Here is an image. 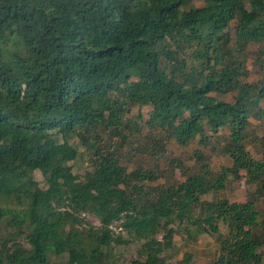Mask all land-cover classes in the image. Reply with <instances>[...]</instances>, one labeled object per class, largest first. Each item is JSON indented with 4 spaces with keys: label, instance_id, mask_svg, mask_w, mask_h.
I'll return each instance as SVG.
<instances>
[{
    "label": "trees",
    "instance_id": "1",
    "mask_svg": "<svg viewBox=\"0 0 264 264\" xmlns=\"http://www.w3.org/2000/svg\"><path fill=\"white\" fill-rule=\"evenodd\" d=\"M263 42L264 0H0V231L12 229L0 235V264H57L49 252L66 255L60 264H103L104 249L122 244L114 223L143 240L129 264H166L169 241L155 237L174 219L209 233L226 219L210 264H262L264 138L260 160L245 142L249 118L264 117V77L246 82L233 46ZM228 94L232 103L217 99ZM142 108L152 149L161 137L201 147L211 137L229 166L213 174L194 152L197 172L146 188L158 174L126 172L117 153ZM71 136L93 156L81 179ZM241 172L254 187L246 201L202 200Z\"/></svg>",
    "mask_w": 264,
    "mask_h": 264
},
{
    "label": "rangeland",
    "instance_id": "2",
    "mask_svg": "<svg viewBox=\"0 0 264 264\" xmlns=\"http://www.w3.org/2000/svg\"><path fill=\"white\" fill-rule=\"evenodd\" d=\"M191 5L193 7H200L202 3L201 1H192ZM233 49L236 52V56L244 61V67L247 71L246 82L251 83L258 81L261 75L264 77V42L245 46H233ZM217 99L226 103L233 102L230 94L218 96ZM261 106L263 105L261 104ZM136 114L137 110L135 108L132 109V121H138V119L134 117ZM140 114L141 127L139 132L133 133L132 136L128 137V143L126 142L124 145L118 146L117 153L120 156L119 158L126 172L129 173L136 168H141L142 170H149L154 174H158L156 181L145 183L146 188H154L163 186L164 184L175 185L183 182L190 173L197 172L198 166L193 157L194 152L202 154V157L208 163L210 171L213 174L219 172L221 168L229 166L227 157L220 153L217 146L212 142L213 139L211 140V137L210 144L206 147H201L196 142H191L185 146H179L173 140L161 137V150L152 149L147 138L149 133L148 129L142 124L143 120L146 119L147 108L140 109ZM248 132L249 138L245 142L247 154L254 160H260L261 148L259 141L264 138V117L261 121L258 120L257 116L250 117ZM125 134H127V131ZM226 134V130H220L218 132L219 136ZM253 138H257V140L255 141ZM68 142L76 146L77 150L75 160L69 163L71 172L81 179L85 172L91 170L93 156L90 150L78 144L74 136L69 137ZM110 149L113 150V147ZM170 161H172L173 164H170ZM31 177L40 188L45 187L39 172L34 171ZM253 190V186H249L245 183L243 172H241L240 177L237 179L228 175L221 190L205 195L202 197V200H222L228 203H243L249 198ZM7 206L12 208L16 205L12 202H8ZM259 206L261 210H264L262 200H260ZM194 213L193 217H199L197 209ZM78 218L85 221L83 226L86 228L89 226L98 228L99 226L97 219L88 214H81ZM215 224L217 232L209 233L199 231L196 226L189 225L185 220H172L165 229L170 231L168 233L167 231L159 232L155 237L161 243H164L165 240L169 241V247L161 253L166 264H210L211 260L218 252L219 246L217 236L225 235L228 230V221L226 219L216 221ZM109 229L112 233V238L119 236L122 244L111 243L104 249L106 252V259L103 264H129L131 259L138 257L139 247L143 240L128 235L125 231H120L118 223L112 224ZM11 231L12 229L4 226L2 222L0 235L7 238V234ZM24 242L22 238L18 239V243L24 245ZM258 252L261 253L263 260L262 264H264L263 247L260 248ZM47 257L51 263L57 264L64 263L66 260V255L55 256L50 252Z\"/></svg>",
    "mask_w": 264,
    "mask_h": 264
}]
</instances>
